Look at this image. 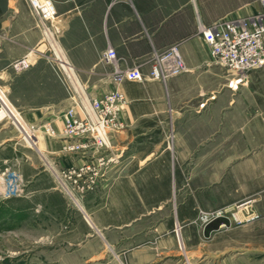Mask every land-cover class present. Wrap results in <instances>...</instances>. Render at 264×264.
<instances>
[{
    "label": "crops",
    "instance_id": "obj_1",
    "mask_svg": "<svg viewBox=\"0 0 264 264\" xmlns=\"http://www.w3.org/2000/svg\"><path fill=\"white\" fill-rule=\"evenodd\" d=\"M53 1L62 29L59 47L74 66V94L101 97L119 90L128 100L121 112L125 127L113 133L112 149L63 153L60 137L49 146L54 172L87 163L98 169L93 180L74 183L82 199L76 198L78 204L110 206L117 198L122 204L137 198L141 206L152 207L151 215L172 207L164 234L152 248L151 264H263L264 245L247 242L239 250L238 241L224 239L231 237L236 222L244 221L251 237H264V226L254 232L260 215L264 223V161L256 160L264 158V68L252 71L238 90L229 88L227 72L211 55L201 31L231 8L220 0ZM43 39L42 22L30 0H0V85L25 125L55 122L72 104L51 55L38 56L25 70L12 66ZM174 45L184 69L164 80L151 78L156 56ZM108 47L117 52L115 65L102 60ZM136 65L144 80L117 79L118 70ZM171 130L174 136L168 134ZM171 137L173 146L167 144ZM99 157L103 165H98ZM83 188L89 189L85 197L79 194ZM221 208L231 224L221 223L206 237L200 212ZM85 212L100 221L90 208ZM176 225L184 248L178 246Z\"/></svg>",
    "mask_w": 264,
    "mask_h": 264
},
{
    "label": "rangeland",
    "instance_id": "obj_2",
    "mask_svg": "<svg viewBox=\"0 0 264 264\" xmlns=\"http://www.w3.org/2000/svg\"><path fill=\"white\" fill-rule=\"evenodd\" d=\"M220 1L224 8H231L230 14L222 19L248 16L264 7L262 0ZM236 11L240 15L234 16ZM54 69L64 81L55 63ZM0 89L7 98L5 88L0 85ZM50 121L37 125L24 124L36 135L38 143L35 145L24 138L23 130L10 116L0 117V264H151L152 248L157 246L158 237L164 234L172 207L166 205L151 215L148 212L152 208L150 205L144 202L141 206L137 198L130 197L126 204L117 198L110 206L79 205L76 198L81 197H77L74 183L62 174L71 165L62 172H54V162L48 151L49 146L59 141L46 132L48 124L51 123L61 133L63 112L55 118V122ZM174 133L173 130L168 132L172 136ZM224 133L227 131L224 130ZM170 139L167 144L173 146L172 137ZM63 144L62 152L67 153ZM256 160L262 163L264 158ZM59 176L64 182L61 183ZM250 176L246 175L247 180ZM88 190L81 189L80 196ZM127 192L131 194L133 191ZM83 200L86 201V198ZM243 204L241 202L234 207L233 212ZM86 208L94 211L92 216H98L100 221L96 223L88 218ZM141 210L144 211L143 218L134 221ZM217 210L226 215L225 209ZM217 210L200 212L198 221L201 228L205 226L201 220L202 212ZM146 213L148 215L145 216ZM107 217L113 220L108 221ZM242 223L245 221L236 222V228L229 233L231 237L224 239L238 241L239 250L247 247V242L263 246L264 237H251L252 229ZM95 224H100V229ZM263 226L260 215L254 232L258 234ZM180 228L176 225L177 238ZM178 243L179 248H184L180 238Z\"/></svg>",
    "mask_w": 264,
    "mask_h": 264
},
{
    "label": "built area",
    "instance_id": "obj_3",
    "mask_svg": "<svg viewBox=\"0 0 264 264\" xmlns=\"http://www.w3.org/2000/svg\"><path fill=\"white\" fill-rule=\"evenodd\" d=\"M262 1L264 3V0ZM30 3L34 13L41 19L44 39L40 45L15 60L12 65L17 70H25L36 63L38 56L51 55L72 99V104L63 112V131L58 133L50 123L46 132L53 137H60L67 153H102L112 149L113 133L125 127L121 119V112L128 102L125 94L119 90L110 91L101 97L79 98L74 94V66L65 58L59 47L62 29L56 20L58 13L54 1L30 0ZM201 31L211 55L229 76V88L238 90L252 71L264 68V7L255 14L220 19L211 25H202ZM102 60L115 65L116 50L108 47L102 54ZM183 69L184 62L178 47L174 45L164 54L156 56L150 76L164 80ZM116 77L118 80L145 79L137 65L130 69L118 70ZM98 160V165L105 163L103 157ZM62 174L78 184L80 179L86 177L93 180V176L98 175V169L91 163L80 167L71 165ZM219 215H224V212H202L201 220L207 224Z\"/></svg>",
    "mask_w": 264,
    "mask_h": 264
},
{
    "label": "bare ground",
    "instance_id": "obj_4",
    "mask_svg": "<svg viewBox=\"0 0 264 264\" xmlns=\"http://www.w3.org/2000/svg\"><path fill=\"white\" fill-rule=\"evenodd\" d=\"M1 90V89H0ZM0 102H1V107H0V117H5V116H10L13 119V122H17V124L21 127V130H23V136L24 138L31 144H37L36 140V135L31 132L24 123H22V120L17 116L19 113H14L10 106L9 103L7 102V98L5 94L0 91ZM39 148V147H38Z\"/></svg>",
    "mask_w": 264,
    "mask_h": 264
},
{
    "label": "water",
    "instance_id": "obj_5",
    "mask_svg": "<svg viewBox=\"0 0 264 264\" xmlns=\"http://www.w3.org/2000/svg\"><path fill=\"white\" fill-rule=\"evenodd\" d=\"M221 223H225V225L231 224V218L228 215H219L217 217H214L211 221H209L204 226V235L206 237H209L211 235V232L218 229Z\"/></svg>",
    "mask_w": 264,
    "mask_h": 264
}]
</instances>
